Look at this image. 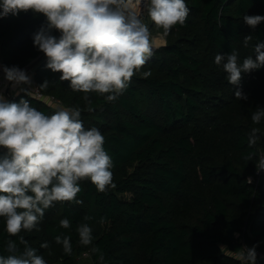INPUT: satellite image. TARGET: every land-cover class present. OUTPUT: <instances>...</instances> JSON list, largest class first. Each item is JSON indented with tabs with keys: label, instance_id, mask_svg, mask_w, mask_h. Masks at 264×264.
<instances>
[{
	"label": "trees",
	"instance_id": "16d2710c",
	"mask_svg": "<svg viewBox=\"0 0 264 264\" xmlns=\"http://www.w3.org/2000/svg\"><path fill=\"white\" fill-rule=\"evenodd\" d=\"M185 3L186 22L172 28L166 46L154 51L115 101L90 93L92 110L84 93L72 91L69 81L59 79L61 73L48 69L47 58L34 46L33 36L46 18L31 11L0 17V65L25 70L43 56L28 72L37 87L50 82L41 93L58 104L27 95L29 88L9 92L8 101L28 100L45 114L59 106L79 107L84 127H96L105 137L113 164L115 188L99 192L90 180L81 181L76 199L82 204L54 202L39 230L19 234L46 264H241L236 253L253 245H258L256 264H264V171L256 169L264 154V120L251 119L257 108L264 109V67L242 73L239 85H232L223 63L214 62L217 54L233 50L239 63L256 58L264 22L253 28L243 17L264 16V0ZM149 27L162 31L151 21ZM145 71L151 75L144 77ZM237 90L248 98L238 100ZM254 127L259 139L249 147ZM248 153L255 155L247 162ZM65 218L68 229L60 227ZM81 223L92 228L90 245L79 242ZM57 236L70 237L71 255L55 242ZM9 239L23 251L0 217V256L9 254ZM43 243L50 247L41 248Z\"/></svg>",
	"mask_w": 264,
	"mask_h": 264
},
{
	"label": "clouds",
	"instance_id": "9594fccd",
	"mask_svg": "<svg viewBox=\"0 0 264 264\" xmlns=\"http://www.w3.org/2000/svg\"><path fill=\"white\" fill-rule=\"evenodd\" d=\"M31 11L46 18V24L34 34L33 43L47 58L46 67L59 72L61 81H69L74 92L84 93L83 99L91 109L90 93L115 101L129 86L131 78L147 63L154 51L166 46V37L176 25H184L189 15L185 0H0V17L9 13ZM145 17L158 31L153 35ZM245 23L255 28L264 22V16H244ZM59 36L53 35V32ZM252 36L244 38L247 46ZM256 58L246 57L238 62L236 51L227 56L217 54L215 64L223 63L227 81L239 85L242 73L264 67V43L255 45ZM226 61V62H225ZM5 79L15 88L31 84L25 70L17 66L3 67ZM151 75L143 72L144 77ZM45 80L27 95L35 98L49 87ZM235 97H248L237 90ZM252 122L264 120V109L257 108ZM260 129L252 128L248 136L249 147L255 146ZM105 137L96 127L86 129L79 107H58L45 114L31 106L28 100L8 102L0 92V217L5 221L9 236L19 237L7 241V256H0V264H46L44 257L31 247L22 231L39 230L37 225L45 210L54 202H75L81 192L80 182L90 180L99 192H106L113 183L112 159L104 149ZM254 153L244 156L251 161ZM257 173L264 171V154L256 162ZM251 183V178H248ZM31 193V195L29 194ZM85 220L90 217H85ZM60 227H71L69 219L60 221ZM76 231L81 245L93 242L92 228L81 223ZM63 245L67 255L72 254L70 237L55 238ZM242 247L236 258L241 264H256V247ZM48 249V243L40 245ZM93 252H99L93 248ZM103 254L100 259L103 260Z\"/></svg>",
	"mask_w": 264,
	"mask_h": 264
},
{
	"label": "built area",
	"instance_id": "2783aa9c",
	"mask_svg": "<svg viewBox=\"0 0 264 264\" xmlns=\"http://www.w3.org/2000/svg\"><path fill=\"white\" fill-rule=\"evenodd\" d=\"M11 85V82L7 81L5 79V74L3 72V66L0 65V92L5 90L6 88L10 87ZM29 88V91H33L34 89L37 88V86L35 85V83L33 82V84L31 86L28 87ZM40 96H43L42 93H40ZM37 99H40L39 96L35 97ZM42 100H45L47 103H49L50 105L54 104V105H57V101L51 97V98H47V97H44L43 96V99Z\"/></svg>",
	"mask_w": 264,
	"mask_h": 264
},
{
	"label": "crops",
	"instance_id": "0c3cea01",
	"mask_svg": "<svg viewBox=\"0 0 264 264\" xmlns=\"http://www.w3.org/2000/svg\"><path fill=\"white\" fill-rule=\"evenodd\" d=\"M28 73H30V78H31V76H32V72H28ZM32 85V79H31V84H21V85H18V86H16L15 88L12 86V84L10 85V93L11 94H16V93H18L20 90H22V89H25V88H28L29 86H31ZM2 93H4L3 95H4V97H5V99L8 101V95H7V93H6V89L2 92ZM0 151H2L3 152V150L2 149H0Z\"/></svg>",
	"mask_w": 264,
	"mask_h": 264
},
{
	"label": "water",
	"instance_id": "95a60500",
	"mask_svg": "<svg viewBox=\"0 0 264 264\" xmlns=\"http://www.w3.org/2000/svg\"><path fill=\"white\" fill-rule=\"evenodd\" d=\"M43 56H40L35 62H33V64H31L27 69H25L26 72L32 70V68L42 59ZM9 92H10V88H7L6 89V93L7 95H9ZM10 102V101H8Z\"/></svg>",
	"mask_w": 264,
	"mask_h": 264
},
{
	"label": "rangeland",
	"instance_id": "374dc122",
	"mask_svg": "<svg viewBox=\"0 0 264 264\" xmlns=\"http://www.w3.org/2000/svg\"><path fill=\"white\" fill-rule=\"evenodd\" d=\"M145 22L150 26V20H148L147 19V17H145ZM149 29H150V27H149ZM151 31V30H150ZM153 33V32H152ZM157 33H153V35H156ZM28 75H29V77H30V73H28V72H26ZM11 90V89H10ZM1 92H3V91H1ZM4 94V93H3ZM60 107V106H59ZM0 149H2L3 150V153H5L6 152V150L5 149H3V148H0Z\"/></svg>",
	"mask_w": 264,
	"mask_h": 264
}]
</instances>
